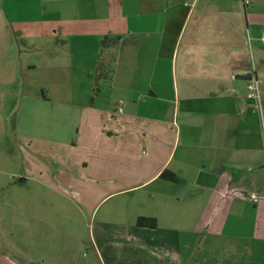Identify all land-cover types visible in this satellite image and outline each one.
Returning a JSON list of instances; mask_svg holds the SVG:
<instances>
[{"label": "crops", "instance_id": "1", "mask_svg": "<svg viewBox=\"0 0 264 264\" xmlns=\"http://www.w3.org/2000/svg\"><path fill=\"white\" fill-rule=\"evenodd\" d=\"M38 1L41 18L23 2L13 16L0 5V21L16 36H71L80 48L85 37L108 38L110 66L96 63L87 72L96 79L83 75L78 88L55 81L54 95L40 86L35 98L59 104L54 117L75 135L57 141L67 149L53 175L46 159L38 174L35 164L12 173L31 190L27 212L10 208L6 229L3 201L0 264H172L186 233L264 245V0ZM244 73L252 78H237ZM255 79L260 100L248 96ZM52 193L76 196L80 209L124 196L126 208L114 210L131 222L102 221L91 232L52 224L35 212ZM139 216L156 217L157 227L137 226Z\"/></svg>", "mask_w": 264, "mask_h": 264}, {"label": "rangeland", "instance_id": "2", "mask_svg": "<svg viewBox=\"0 0 264 264\" xmlns=\"http://www.w3.org/2000/svg\"><path fill=\"white\" fill-rule=\"evenodd\" d=\"M23 2L30 4L32 16L41 18L38 0ZM23 2L6 0L2 4L0 0V5L4 12L9 11L13 16L12 10L16 9L13 4ZM8 22V20L5 23L0 21V129L2 126L4 129L7 127L9 129L7 133L0 134V185L2 186L0 210L4 209L5 218L2 221L6 225L5 229L11 226L10 208L12 210L13 206L20 204L26 209L24 212H27L31 190L30 184L20 183L21 176L14 177L12 173L27 175L29 164H35L33 173L38 174L43 170L42 162L46 159L51 160L50 174L53 175L62 165L57 160L66 154L65 149H67L57 141H64L75 135L73 126L69 127V124H64V119L54 117L59 104L52 100L38 101L35 98L38 95L42 96L43 90L40 86L47 87L46 92L54 95L56 89L51 85L55 84V81L63 85L67 83V87L73 84L74 88H78L83 84L81 81L83 75L85 79L95 80L94 75L89 76L87 72L96 63L101 65L99 71L109 69L110 65L108 60L104 59L103 51L106 50L105 45L111 43L108 38L102 40L97 36H89L83 38L84 47L80 48L75 44L76 38L71 36H52L45 33L30 37L16 36ZM247 46L251 50L249 38ZM30 62L34 67L28 68L27 64ZM63 64H66V68H63ZM11 77L14 81L9 80ZM49 81L53 83L50 84ZM10 84L11 89L8 87ZM67 122L69 123V120ZM44 139L50 140L51 143ZM60 146L62 149L59 148ZM69 157L68 155L67 158ZM125 198L124 196L108 197L104 200L96 198L87 204L90 208L80 209L76 196H60L57 199L52 193V198L46 199L45 212L41 214L38 205L35 207V212L43 215L52 224H83L86 225L87 232H91L93 227L95 228L102 221L114 219L131 222L126 211L114 210L126 208ZM3 201H6L7 205L4 208ZM97 201V207L94 209V203ZM116 202L121 204L118 206ZM133 228L136 229V226ZM135 232V230L131 231V233ZM114 233L126 232L115 230ZM186 234L180 237L182 254L179 260L176 259L177 257H172V264H264L263 244H256L250 239L224 238L218 236L219 234ZM185 237L188 239L186 240Z\"/></svg>", "mask_w": 264, "mask_h": 264}, {"label": "trees", "instance_id": "3", "mask_svg": "<svg viewBox=\"0 0 264 264\" xmlns=\"http://www.w3.org/2000/svg\"><path fill=\"white\" fill-rule=\"evenodd\" d=\"M163 177H171L175 178L172 175H168L167 173H162ZM136 225L139 227H150L155 228L157 227V218L152 216H139L136 220Z\"/></svg>", "mask_w": 264, "mask_h": 264}, {"label": "built area", "instance_id": "4", "mask_svg": "<svg viewBox=\"0 0 264 264\" xmlns=\"http://www.w3.org/2000/svg\"><path fill=\"white\" fill-rule=\"evenodd\" d=\"M248 96L250 97H254L257 98L258 100H260V88H259V84H258V80L255 79L253 83H251L249 85V93ZM249 197L251 198V200L253 201H258V195L255 192H252Z\"/></svg>", "mask_w": 264, "mask_h": 264}, {"label": "water", "instance_id": "5", "mask_svg": "<svg viewBox=\"0 0 264 264\" xmlns=\"http://www.w3.org/2000/svg\"><path fill=\"white\" fill-rule=\"evenodd\" d=\"M238 79L249 80L252 78L250 73H244L237 76Z\"/></svg>", "mask_w": 264, "mask_h": 264}]
</instances>
